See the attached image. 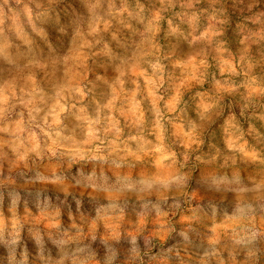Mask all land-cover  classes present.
Instances as JSON below:
<instances>
[{"label": "clouds", "instance_id": "obj_1", "mask_svg": "<svg viewBox=\"0 0 264 264\" xmlns=\"http://www.w3.org/2000/svg\"><path fill=\"white\" fill-rule=\"evenodd\" d=\"M0 264H264V0H0Z\"/></svg>", "mask_w": 264, "mask_h": 264}]
</instances>
